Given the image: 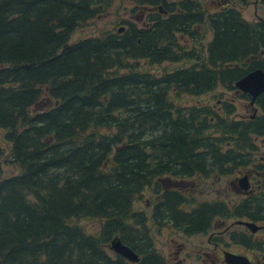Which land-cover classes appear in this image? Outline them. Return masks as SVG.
<instances>
[{"label":"trees","instance_id":"1","mask_svg":"<svg viewBox=\"0 0 264 264\" xmlns=\"http://www.w3.org/2000/svg\"><path fill=\"white\" fill-rule=\"evenodd\" d=\"M113 1L0 0V264H164L137 207L146 189L153 223L185 235L214 218L264 222V184L234 211L186 209L180 187H164L252 162L264 93L253 117L236 118L231 99L222 114L179 101L264 71V11L252 22V0H130L134 18L71 40Z\"/></svg>","mask_w":264,"mask_h":264},{"label":"rangeland","instance_id":"2","mask_svg":"<svg viewBox=\"0 0 264 264\" xmlns=\"http://www.w3.org/2000/svg\"><path fill=\"white\" fill-rule=\"evenodd\" d=\"M211 5L212 2H209ZM217 5V4H216ZM215 4H212V9L215 8ZM133 9V5L130 0H114L112 5L107 8V10L96 16L94 19L89 20L87 23L82 25L78 30L75 31L73 34L71 40H76L77 38L85 37L90 34H94L103 28L111 25L112 23L115 24L117 21H121L123 19H131V17H135V14H131V10ZM242 15L249 21H256L258 20V17L263 16L264 7L262 4L258 2V0H252L251 3L246 5L245 7L241 8ZM119 24H117L118 26ZM210 37V34H209ZM144 66H147L149 68L147 63L144 64ZM143 66V67H144ZM174 66H177V64H174ZM162 68V67H161ZM161 68L152 67L151 70H161ZM220 98H223L222 100H230L232 101V104L235 105V117L240 118L242 117H248L252 113V108L248 106V103L246 99H243L239 97L238 95L234 94V91H225L221 87L216 88L215 90L199 95L197 96H185L183 97L179 102L184 103L185 105H191V104H199L201 106H210L213 110L217 111L218 113L222 114L224 109L221 107L220 104ZM257 149L254 151L253 164H249L247 166V171H244L242 168H239L234 171L233 174L218 177L217 174L211 173L212 175L208 177H195L196 179L193 182H189L187 184H181V183H171L169 181H166L164 183V187L170 185L172 187H181V185H184L182 187L185 188H178L181 192H183L186 195L187 203L185 205L186 209H189L191 207V204L195 203L196 205L203 202H212L215 200H222L229 204V208H233L234 205H237L243 197H249L254 196L259 193H261L262 189H257V183L261 181L260 183L264 184V163H260V160L262 156H264V145H261V141L258 140L256 142ZM260 159V160H259ZM259 165H263L262 169H259ZM256 171L261 172L260 175L256 176ZM7 173H11L9 168H6ZM248 174L251 178L255 191L250 194L249 196H242L241 194L236 193L234 186H237L238 179L241 178V174ZM178 182V181H177ZM244 195V194H243ZM156 202L155 194L151 189H146L143 193V198L139 203L137 204L138 210H140L144 215L147 217V226H151V229L155 232V236L151 237L154 244V250L156 252H159V254L164 259V264H168L170 262V256H175V251L179 247V253H178V260L182 258V263L177 264H190V262L193 259H186L184 262L183 257L187 255V252H193L197 251L195 249V246L205 244L208 239V236L210 237L211 241L215 240V236L219 233H222V230L227 224H233L232 221H234V218H215L217 221L214 225L213 229H210L209 232L205 234H194V235H185L182 232L178 231L177 229L171 228L170 230L167 229V227H158L156 224L153 223V220L151 219V209L154 203ZM184 207V208H185ZM225 221V225L221 226L218 222ZM84 226L87 229L93 228L98 226V221L94 220H87V222L84 223ZM230 229H237V230H243L242 227L237 225L228 226ZM249 232V230H248ZM231 236L230 234L225 233L224 239L225 241H229V244L226 245L225 243L222 244V246L230 251H241L243 250L240 248V245L234 243L232 240H230ZM212 245H210L211 247ZM217 252V250H216ZM188 256V255H187ZM175 261V260H173Z\"/></svg>","mask_w":264,"mask_h":264},{"label":"flooded vegetation","instance_id":"3","mask_svg":"<svg viewBox=\"0 0 264 264\" xmlns=\"http://www.w3.org/2000/svg\"><path fill=\"white\" fill-rule=\"evenodd\" d=\"M263 141V140H262ZM261 141V145L263 146L264 143ZM264 160V156H262L261 161ZM264 162V161H263ZM259 173L257 172V175ZM247 178L249 181V184L252 188L253 182L249 175L247 174ZM237 186H234L233 189H235L236 193H240L241 191V183L238 181ZM240 185V186H239ZM215 200V199H214ZM213 200V201H214ZM196 206V204H191V207ZM225 221L218 222L221 226L225 225ZM241 221V222H237ZM232 221L234 225L242 227L243 230H237V229H230L228 226H232L233 224H227L224 229L222 230V233H219V236H215V240L211 241L210 237L208 236V239L205 244H201L198 246H195L194 248L197 249V251L193 252H187V255L183 257L184 262L186 259H193L190 264H225L223 254L225 251L233 252V253H240L244 254L246 257H248L251 264H264V222L256 223L257 229L255 231H250L248 227H246L244 222H247L248 219L244 220H237ZM215 218L211 222V226L209 229H207L205 232H198L194 234H205L209 232L210 229H213L214 225L216 224ZM249 230V232H248ZM230 234L231 238L234 243L240 245V248L243 250L241 251H230L222 246L223 243L226 245L229 244V241H225L224 234ZM192 234V235H194ZM247 241V242H243ZM210 245H212L210 247ZM179 247L178 245L175 253V256L172 258V264L182 263V258L178 260V253H179ZM217 250V252H216ZM175 260V261H173Z\"/></svg>","mask_w":264,"mask_h":264},{"label":"water","instance_id":"4","mask_svg":"<svg viewBox=\"0 0 264 264\" xmlns=\"http://www.w3.org/2000/svg\"><path fill=\"white\" fill-rule=\"evenodd\" d=\"M123 27L118 29V32L122 31ZM235 87L242 92L248 93L251 96L250 103L252 104L257 95L264 92V71L262 69H254L244 75L242 78L235 82ZM241 186L247 188L246 179L243 177L240 179ZM253 231L257 229L254 223H245ZM111 249L117 254L123 256L130 261H137V254L131 250L128 246L123 244L118 238H114L111 241ZM225 261L228 264H247V259L244 256L235 255L225 252Z\"/></svg>","mask_w":264,"mask_h":264}]
</instances>
